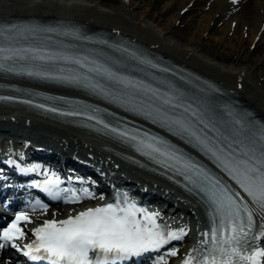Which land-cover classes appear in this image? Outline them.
<instances>
[{"label":"bare ground","instance_id":"1","mask_svg":"<svg viewBox=\"0 0 264 264\" xmlns=\"http://www.w3.org/2000/svg\"><path fill=\"white\" fill-rule=\"evenodd\" d=\"M58 1L59 0L56 2ZM66 1L67 0H64L63 2ZM193 1L194 0H176L179 8L178 12L172 16L173 19H171V21L175 22L180 15L179 11L187 7V5ZM7 2L9 4L4 2V6L0 9V19L10 16L27 17L30 16V14L35 16L34 13L30 11V7L33 8V6H31L32 4H29V2V5H25L26 2H17L14 0H7ZM34 2L35 1H33V3ZM52 2L48 5L44 4L40 6H36L35 3V8L38 7L39 9H43L42 12L38 13L40 18L51 19L61 17V19L67 21H78L92 30H106L112 35L117 34L138 41L139 44L145 48L160 53L166 59H172L177 63L183 64L202 77L218 84L227 92L226 97L236 99L241 106L251 109L258 117L264 119V94H262L260 88L257 86L260 82L264 84V69L253 74L254 70L261 68L264 62V53L259 54L258 58H250L248 55L250 52L243 49L246 43L251 45L255 42L258 48L262 46L260 44V37L264 36V0L210 1L208 4V12L201 17L200 23L196 25L195 30L191 33V38L186 39V43L183 45L171 43L165 37L169 29L167 25L162 27V29L153 30L151 24H143L142 21L144 17L150 16L146 12L147 10L140 15H138V13L137 15L139 17L134 18L129 13H125V10H120L123 4L119 8L106 11L96 9L98 3H94V0H91V4L70 1L67 5H72L74 7V5L77 4L76 6H78V9L71 8L69 10L72 13L67 14L66 11L68 12V6H63V3L59 6L60 1L59 3ZM172 3L173 0L169 5L171 6ZM216 14L218 15L215 17ZM229 15H231L232 19L234 18L236 25L235 23L231 24L232 22L230 21H233L231 18L224 19L227 20V22L225 23V28L222 29L223 36L220 37V41L224 40L228 33H231V35L237 33L236 26L240 27V31L245 29L247 35L245 36L244 33L240 36L242 38L233 37L230 40V47L236 52H243V59L248 61L247 67L243 65V61L241 62V60L239 63L243 66L240 64H238L239 66H220L218 64L219 62L214 63L210 61V59L198 54L201 49V44L198 42L200 37L199 39L196 38L197 34H199V36L204 33L209 34L210 30L208 23L212 22L211 25L219 23L224 21L221 20L220 17H228ZM157 23L160 25L159 18H157ZM243 37L245 39H243ZM237 46L239 50H237ZM253 48L255 49L256 47L254 46ZM0 81L8 82V80H3L1 78ZM10 82L70 97L84 98L77 94L78 92L72 90L52 86L41 87L18 81ZM0 108L3 109L1 112L2 114H0V150H3L8 143L20 142L25 145L22 141H28L31 148H33V155L41 154L53 160H61V162L73 164L81 171L102 178L103 180L113 181L111 179H114L124 182L129 181L132 187L145 188L147 190L146 196H155L161 200L166 199L173 204V208L176 213H178L175 217L182 222L181 224H175L179 227H177V232L183 229L187 231L188 235V230L190 229L191 232L193 231V236H195L193 240L196 239L200 230L202 231L206 226L203 211L197 200L185 195L173 184L169 183L167 177L162 175L165 174L163 171L154 168L153 171H146L149 168V166L146 165L141 169L136 168L140 163L136 164V166L132 159L126 160L128 156H132V154L128 153V149L125 145L113 141L108 137L90 135V133L76 126L73 127L61 121L50 120L42 116L28 113L22 109H11L2 106H0ZM69 136H71V138ZM37 145L43 146L44 149H35ZM139 159L145 161L141 158ZM116 185L121 184L116 182ZM130 190L134 191L132 188ZM250 206L256 218V228L260 232L258 240H264V235H261V233H264V211L254 204ZM72 207L75 208V206ZM66 209L58 208L55 210H61V213L58 214H61L60 217H64L67 215V213H65ZM53 213L54 211L39 212L38 215L41 218L59 217L57 216L58 214ZM191 232L190 235L192 236ZM185 236L186 235H184V237ZM182 245L185 247V244H181L177 247L173 245L169 247L171 248L170 250L182 256L185 252ZM167 259L168 257H165V260Z\"/></svg>","mask_w":264,"mask_h":264},{"label":"snow or ice","instance_id":"2","mask_svg":"<svg viewBox=\"0 0 264 264\" xmlns=\"http://www.w3.org/2000/svg\"><path fill=\"white\" fill-rule=\"evenodd\" d=\"M112 131L116 132L117 129ZM119 134L127 135L123 132ZM131 139L135 140L136 137L133 136ZM140 143L144 144L143 141ZM144 146L151 152L171 159H181L174 153L162 151L152 143ZM185 167L195 166L186 163ZM225 168L244 192L264 209V159L256 164L249 160L233 159L225 162ZM59 183L58 178L47 179L44 182V189L51 192L52 187ZM77 200L78 197L73 194L71 202ZM213 203L220 223L211 230L212 246L203 253L199 249L194 250L196 255L189 254L183 264H261L264 251L255 250L251 254H246L241 243L253 227V216L246 205L238 202L227 189L214 192ZM242 210L247 212L246 220L241 215ZM158 217L159 213H151L138 208L134 203L125 202L123 206L120 203H109L102 207L89 208L60 221L46 220L41 227L34 229L36 239L32 245H28L29 251L25 255L31 256L32 251H43L45 257L31 258L33 260L47 258L51 260V264H92L89 253L97 251L102 253L105 259L110 255H114L116 259L139 255L150 249H159L170 240L184 234L183 229L179 232L171 231L168 226L158 223ZM22 220L29 221V218L25 215L16 216L15 220L0 232V240L8 242L22 238L24 231L19 226ZM221 229L228 234L221 233ZM12 246L16 247L15 243ZM170 255L174 256L176 253L171 252Z\"/></svg>","mask_w":264,"mask_h":264},{"label":"rangeland","instance_id":"3","mask_svg":"<svg viewBox=\"0 0 264 264\" xmlns=\"http://www.w3.org/2000/svg\"><path fill=\"white\" fill-rule=\"evenodd\" d=\"M14 1L26 2L25 5L32 4L31 6H33V8L30 7V11L33 12L36 17H39L38 13L42 12L43 9H39L38 7L35 8L34 7L35 3H36V6H40V5H44V4L48 5L53 0L52 1L51 0H26V1L25 0H23V1L22 0H14ZM30 1H32V2H30ZM33 1H35V2L33 3ZM56 1L57 0H54L53 2L59 3V1H60L59 6H61V3H63V6H65V7L68 6L67 4L70 1L71 2L76 1V2H81V3L83 2L82 4H88V3L91 4V0H67L66 2H63L64 0H59L58 2H56ZM94 1H95L94 3H98V5H97L98 8L96 7V9L106 10V11L113 10L115 8H119L123 4V7H121L120 10H125V13H129L134 18H138L139 17L138 15H140L142 12L147 10L146 12L150 16L144 17V19L142 21L143 24L144 23H146L147 25L151 24V26H153V30L162 29V27L167 25L169 29H168V32H167L165 37L171 43L178 44V45L185 44L186 43L185 40L191 38L192 31H194L196 28V25L200 23L201 17L204 16L208 12V4L210 3V1L212 2V0H194L193 2L189 3V4H192V7H189L188 12L186 14H180L178 16V19L175 22L174 21L172 22L171 21V19H173L172 16L178 12V8H179L176 0H173V3L171 6L169 4L172 0H94ZM4 2L8 3L7 0H1L0 1V9H2V7L4 6L3 5ZM28 2H29V4H28ZM167 4H168V6H167ZM76 5H74V7L72 5L68 6L67 7L68 12L66 11V13L67 14L72 13L69 10L71 8L72 9L76 8V10H77L78 6H76ZM217 15L218 14H216L215 17ZM54 16H57V15H54ZM93 16H95V15H93ZM157 18L160 19V25L157 23ZM226 18L230 19L231 15H229L228 17H220L221 20H224ZM232 20L233 21H230V22H232L231 24L235 23V25H236V22H234V18ZM226 22H227V20H224V21H221L219 23H214L213 25H211L212 22H210V23H208L209 30H210L209 34L204 33V34H201L200 36H199V34H197L196 38L199 39V37H200V40H198V42H199V44H201V49H200V52L198 54L206 57L207 59H210V61H212L214 63L219 62L218 64L220 66H239L238 64H240L239 62L241 60V62L243 61V65L245 67H247L248 61L246 59H243V57H244L242 55L243 52H239V51L236 52L232 49V47H230V40L233 37L239 38L240 36H242L245 33L246 30L244 29L243 31L242 30L240 31V27L236 26L237 33L232 34V35H231V33L230 34L228 33L226 35L225 39L220 41V37L223 36L222 35V29L225 28ZM244 35L246 36L247 34L245 33ZM240 38H242V37H240ZM243 39H245V38L243 37ZM260 44L262 46H261V48H258V46H256L255 42H253L251 45H249V43H246V45H244L243 49L244 50L246 49L247 52L248 51L250 52V54H248L250 58H258L259 54L264 53V36L260 37ZM254 46L256 47L255 49L253 48ZM237 50H239L238 46H237ZM240 65H242V64H240ZM261 69H264V62L262 63L261 68H257L256 70L253 71V74L260 71ZM257 86H258V88H260L262 94H264V84H262V82H260V83H258ZM2 111H3V109L0 108V114H2L1 113ZM18 120H21V119H18ZM69 137L71 138V136H69ZM66 139H69V138H66Z\"/></svg>","mask_w":264,"mask_h":264}]
</instances>
